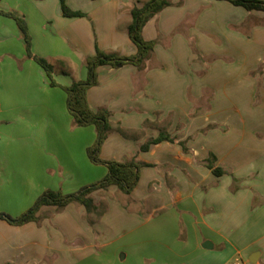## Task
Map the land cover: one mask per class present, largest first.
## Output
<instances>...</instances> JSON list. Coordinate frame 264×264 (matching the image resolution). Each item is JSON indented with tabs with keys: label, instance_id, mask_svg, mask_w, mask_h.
Segmentation results:
<instances>
[{
	"label": "crops",
	"instance_id": "0c3cea01",
	"mask_svg": "<svg viewBox=\"0 0 264 264\" xmlns=\"http://www.w3.org/2000/svg\"><path fill=\"white\" fill-rule=\"evenodd\" d=\"M149 1L66 0L86 15L68 18L56 0H2L25 14L32 54L51 61L57 86L0 15V213L20 217L46 191L72 194L107 176L89 154L96 127L73 126L65 88L87 79L97 48L137 54L131 10ZM170 3L143 28L155 44L142 67L101 66L87 91L93 111L110 113L98 158L139 164L136 187L93 192V213L74 202L23 225L0 220V264H264V13ZM32 19L54 20L58 37ZM160 135L168 140L141 150Z\"/></svg>",
	"mask_w": 264,
	"mask_h": 264
},
{
	"label": "trees",
	"instance_id": "16d2710c",
	"mask_svg": "<svg viewBox=\"0 0 264 264\" xmlns=\"http://www.w3.org/2000/svg\"><path fill=\"white\" fill-rule=\"evenodd\" d=\"M227 1L236 7L244 8L249 12L257 11L264 13V0H220ZM2 0H0L1 4ZM62 15L68 18L85 17L80 11H73L66 4V0H60ZM170 0H150L143 7H134L131 10L132 21L128 27L130 39L136 45L138 52L135 56L121 57L116 53H105L97 48L96 55L87 59V79L85 81L74 82L65 88L68 95L67 107L73 117L75 128L95 126L98 138L95 146L89 151L91 159L96 163L105 164L108 169L107 176L100 182L81 188L72 194H63L60 191L44 192L26 213L20 217L13 218L5 213H0V220H4L13 225H23L36 219L37 213L42 207L56 206L63 208L70 203H78L84 206L87 213H93L97 206L92 197V193L97 190H106L110 186H116L125 195H130L139 180L140 165L136 162H105L98 158V153L103 142L107 139L110 131V113L106 110L93 111L87 102V91L97 85V69L101 66H112L119 68L127 64L142 67L145 60L153 52V42H146L142 37L145 25L159 12L170 6ZM0 15L13 18L19 26L21 36L25 42L28 58L34 59L46 72L50 80V86H57L53 79L54 68L45 59L36 57L31 51V37L24 16L17 13L11 14L0 9ZM168 140L165 135H160L157 139H152L142 146V151H147L150 146ZM215 175L222 176V170H214Z\"/></svg>",
	"mask_w": 264,
	"mask_h": 264
},
{
	"label": "rangeland",
	"instance_id": "374dc122",
	"mask_svg": "<svg viewBox=\"0 0 264 264\" xmlns=\"http://www.w3.org/2000/svg\"><path fill=\"white\" fill-rule=\"evenodd\" d=\"M39 1H46V0H39ZM56 3H58V8L61 9V3H60V0H56ZM2 10V9H1ZM4 11V10H2ZM4 12H8V13H11V14H19L21 16H25L24 13H22L21 11H18V10H14V9H9L8 11H4ZM61 13H62V10H61ZM62 15V14H61ZM2 16V15H1ZM3 17H6V16H3ZM6 18H9V17H6ZM9 19H12L14 20L13 18H9ZM15 21V20H14ZM16 22V21H15ZM53 22L54 20H51V22H47L45 23L44 25H39L37 20L36 19H32V28L37 32V33H40L42 31V29H40V27L42 28H45L48 32H51V33H54V35H56L55 37H58L57 34H56V29L53 27ZM17 24V23H16ZM17 27H18V30L19 32L21 33L20 29H19V26L17 24ZM30 35V34H29ZM88 59V58H87ZM34 60V59H33ZM35 61V60H34ZM47 61V60H46ZM36 62V61H35ZM49 64H51V61H47ZM37 63V62H36ZM38 64V63H37ZM57 64V63H56ZM39 65V64H38ZM41 67V66H40ZM56 68L58 69L59 67L56 65ZM54 75H56L55 71H54V74H53V79H54ZM50 82V80H49ZM258 199V198H257ZM256 199V203H257V200ZM119 260L122 261V255L119 256ZM240 261L239 257L238 256H235L231 259L230 261V264H235L236 261Z\"/></svg>",
	"mask_w": 264,
	"mask_h": 264
},
{
	"label": "water",
	"instance_id": "95a60500",
	"mask_svg": "<svg viewBox=\"0 0 264 264\" xmlns=\"http://www.w3.org/2000/svg\"><path fill=\"white\" fill-rule=\"evenodd\" d=\"M205 247V246H204ZM259 258V253H254L252 257L250 258L251 263H256Z\"/></svg>",
	"mask_w": 264,
	"mask_h": 264
},
{
	"label": "built area",
	"instance_id": "2783aa9c",
	"mask_svg": "<svg viewBox=\"0 0 264 264\" xmlns=\"http://www.w3.org/2000/svg\"><path fill=\"white\" fill-rule=\"evenodd\" d=\"M236 264H241V263H236Z\"/></svg>",
	"mask_w": 264,
	"mask_h": 264
}]
</instances>
